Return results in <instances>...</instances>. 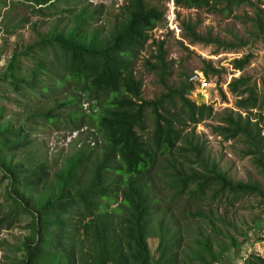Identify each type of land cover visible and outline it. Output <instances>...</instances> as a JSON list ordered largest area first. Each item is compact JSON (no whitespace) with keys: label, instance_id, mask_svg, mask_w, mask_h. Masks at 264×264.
<instances>
[{"label":"trees","instance_id":"16d2710c","mask_svg":"<svg viewBox=\"0 0 264 264\" xmlns=\"http://www.w3.org/2000/svg\"><path fill=\"white\" fill-rule=\"evenodd\" d=\"M71 1L21 0L20 5L44 15L58 3ZM172 1L175 7L208 13L251 8L253 16L235 19L249 23L251 38L264 48L263 12L257 5L262 0ZM0 5L6 8L3 1ZM101 8L81 5L62 10L69 14L67 22L62 24L56 18L48 34H37L25 52L14 49L0 74V82L8 85L17 106L33 97L48 105L42 107L40 101L34 112L23 106L29 113L19 123L3 119L0 108V172L7 181L0 220L10 230L22 216L29 217L27 234L17 245L0 243L1 264H176L182 238L173 221L162 214L155 228L150 222L159 180L173 190V196L187 195L190 201H205L209 193L211 202L225 195H255L264 204V193L257 185L233 181L206 153L194 130L185 132L189 124L196 126L203 120L196 114L197 105L188 98L193 90L191 77L185 76L175 88L167 84L173 61L166 59L163 40L155 43L142 67L156 76L165 93L153 100L142 98V81L135 77L134 68L149 32L162 22L164 12L151 0H125L117 14L98 25ZM199 24L198 18L179 20L181 38L189 45H214L215 53L248 45L247 39L231 30L226 31L229 39H224L213 36L211 30L201 32ZM22 56L34 65L29 74L22 73ZM251 60V54L233 59L232 69L242 72ZM202 64L204 78L217 77L218 83L223 68L205 60ZM63 87L69 89V95L54 104L48 101ZM227 89L237 98V110L226 108L218 114L211 132L226 142L240 141L242 157H251L264 174L260 114L264 94L259 96L249 78L242 76L233 78ZM220 95L225 100L222 91ZM83 100L88 113L82 111ZM63 109L67 110L65 116L60 113ZM148 116L152 129L145 138ZM33 119L48 124L66 119L70 132L87 124L93 131L90 134L96 135L95 143L79 145L74 141L72 152L53 168L45 156L33 157L26 151L32 144L27 123ZM26 152L30 156L26 157ZM196 215L204 218L201 212ZM206 219L212 226V212ZM150 238L157 239V257L148 246ZM231 242L234 247L241 244ZM201 246L192 258L200 264L217 263L223 255H214L208 242ZM244 264H264V260L251 256Z\"/></svg>","mask_w":264,"mask_h":264},{"label":"rangeland","instance_id":"374dc122","mask_svg":"<svg viewBox=\"0 0 264 264\" xmlns=\"http://www.w3.org/2000/svg\"><path fill=\"white\" fill-rule=\"evenodd\" d=\"M2 1L6 8L4 9L0 5V74L5 69L14 49L25 52L26 48L37 40V34L41 36L48 34L56 18H60L62 24L67 22L69 14L62 10L77 9L81 5L89 8L102 6L103 14L97 21V24L100 25L104 24L106 19L110 20L111 15L117 14L118 8L125 2V0H72L68 4L58 3L44 15H37L33 14L26 6L20 5L21 0H0V2ZM252 1L257 2L258 0ZM151 4L162 10L164 17L162 22L149 32V40L140 52L134 68L135 77L142 81V98L153 100L165 93L156 76L146 72L142 67L143 59L148 58L153 52L155 43L163 40L167 52L166 59L173 61L171 76L167 78V84L175 88L185 76H190L193 90L188 98L197 105L196 114L203 120L196 126L189 124L185 132L194 130V134L199 136L200 142L204 144L206 153L233 181L255 184L264 193V174L254 165L251 157H242L243 145L241 142L223 141L210 129V126L216 124L217 115L222 114L224 109L237 110L235 108L237 98L231 95L227 89V85L233 78L248 77L250 84L256 88L259 96L264 94L263 45L259 40L255 41L251 38L252 27L249 23L244 24L241 20L235 19V16H253V10L246 6H240L232 7V10L227 13H208L204 10H185L175 7L172 0H151ZM257 5L263 12L264 22V0L258 2ZM187 17L192 20L196 18L200 20L199 30L201 32L211 30L213 36L229 39L226 31L231 30L247 39L248 45L242 49L218 51V53H215L214 45H189L181 38L179 29V20ZM21 19H27V21L19 23ZM34 24H36L35 28H33ZM247 54L252 55L250 64L242 72L232 69L231 61ZM49 57L51 56L49 55ZM21 58L22 73L29 74L34 66L32 60L27 56ZM202 60L210 62L215 68H223L224 72L218 83L217 77L204 78L201 73ZM220 91L224 93L225 100H222ZM69 94V89L63 87L61 92L57 91L51 95L48 101L54 104L56 100L63 99ZM15 98L8 85L0 82V108L4 110L3 119L10 118L16 123L22 122L29 112H34L35 106L42 101L37 97L27 98L20 101L23 103L22 106H17ZM42 102L44 103H41L42 107H48L46 101ZM86 103L84 100L81 101V108L82 111L88 113ZM23 106L31 109L28 112ZM210 109L212 114H209ZM60 113L65 116L67 110L63 109ZM260 114L263 118L261 124L264 129V106ZM147 125L145 138L148 137L152 129L149 116ZM67 127L66 119L57 124H48L41 119H33L27 123V129L31 130L32 144L31 148L26 151L33 157L42 158L40 156H45L50 166L58 168L64 158L72 152L74 141L78 140L79 145L83 141L89 143L90 146H92V142L95 143L96 135L90 134L93 131L87 124L82 126L78 132H70ZM97 144H100V141ZM25 156L30 155L26 152ZM1 175L0 172V203L4 201V188L7 184ZM156 186V200L152 202L154 215L151 216L150 222L155 228V223L162 214L166 220L173 221V228L178 230V235L182 238L177 249L176 264H200L192 258L196 252L201 251V243L205 242L209 243L210 250L214 255L223 254L214 264H244V261L251 256H259L264 260V240L261 238V233L264 232V204L260 197L225 195L222 199L211 202L208 193L205 201H190L187 195L173 196V190L165 187L161 180L156 181ZM114 207L115 205L111 206V208ZM197 212L203 213L204 218L198 217ZM211 212L215 218L212 226L206 219V216L210 217ZM28 222L29 217L22 216L20 222L8 230L5 222L0 220V243L6 241L17 245L27 234L25 226ZM231 240L241 244L234 247ZM148 246L152 255L157 257V239H148ZM1 255L0 248V264Z\"/></svg>","mask_w":264,"mask_h":264},{"label":"built area","instance_id":"2783aa9c","mask_svg":"<svg viewBox=\"0 0 264 264\" xmlns=\"http://www.w3.org/2000/svg\"><path fill=\"white\" fill-rule=\"evenodd\" d=\"M261 238L264 240V232L261 233Z\"/></svg>","mask_w":264,"mask_h":264}]
</instances>
